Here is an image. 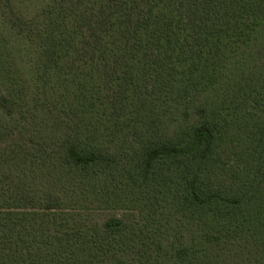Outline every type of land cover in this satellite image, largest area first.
Wrapping results in <instances>:
<instances>
[{"label":"trees","instance_id":"obj_1","mask_svg":"<svg viewBox=\"0 0 264 264\" xmlns=\"http://www.w3.org/2000/svg\"><path fill=\"white\" fill-rule=\"evenodd\" d=\"M0 25V264H264V0Z\"/></svg>","mask_w":264,"mask_h":264},{"label":"rangeland","instance_id":"obj_2","mask_svg":"<svg viewBox=\"0 0 264 264\" xmlns=\"http://www.w3.org/2000/svg\"><path fill=\"white\" fill-rule=\"evenodd\" d=\"M16 2H17V3H19V2H20V0H16ZM0 29H1V25H0Z\"/></svg>","mask_w":264,"mask_h":264}]
</instances>
